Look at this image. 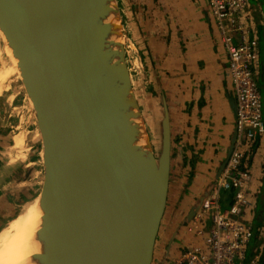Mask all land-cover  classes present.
<instances>
[{
    "label": "water",
    "instance_id": "1",
    "mask_svg": "<svg viewBox=\"0 0 264 264\" xmlns=\"http://www.w3.org/2000/svg\"><path fill=\"white\" fill-rule=\"evenodd\" d=\"M123 32L116 0H0V35L40 135L45 264H153L169 188V113L163 101L154 138Z\"/></svg>",
    "mask_w": 264,
    "mask_h": 264
},
{
    "label": "crops",
    "instance_id": "2",
    "mask_svg": "<svg viewBox=\"0 0 264 264\" xmlns=\"http://www.w3.org/2000/svg\"><path fill=\"white\" fill-rule=\"evenodd\" d=\"M116 4L130 52L137 60L133 63L136 70L131 71L134 76L140 73L143 80L141 85L132 78L133 88L142 120L153 137L160 131L163 101L169 113V188L153 264L163 259L170 264L192 241L185 221L218 176L234 140L235 100L227 78L226 54L209 20L206 0H116ZM262 24L256 26L258 37ZM259 50L260 78L264 56L260 38ZM10 62L13 66L14 61ZM261 82L264 91V74ZM34 124L33 136L40 141ZM24 138L0 123V229L22 203L40 192L42 172L34 170L31 161L37 158L28 157L32 149L23 148ZM252 149H256L252 157L254 183L262 185L264 135ZM261 223L263 231L264 217ZM252 245L247 253L254 257Z\"/></svg>",
    "mask_w": 264,
    "mask_h": 264
},
{
    "label": "built area",
    "instance_id": "3",
    "mask_svg": "<svg viewBox=\"0 0 264 264\" xmlns=\"http://www.w3.org/2000/svg\"><path fill=\"white\" fill-rule=\"evenodd\" d=\"M212 27L226 54L227 78L235 100V133L223 170L200 209L185 226L192 241L170 264H258L248 259L260 186L255 185L252 149L264 135L259 89L261 0H206ZM263 184V183H262ZM252 219H249V218Z\"/></svg>",
    "mask_w": 264,
    "mask_h": 264
},
{
    "label": "rangeland",
    "instance_id": "4",
    "mask_svg": "<svg viewBox=\"0 0 264 264\" xmlns=\"http://www.w3.org/2000/svg\"><path fill=\"white\" fill-rule=\"evenodd\" d=\"M123 34L127 37L125 31L123 32ZM0 39H2L1 35ZM2 41L0 40V123L12 128L14 133L17 134L20 132L23 137L25 136V138L23 139V148L32 149L28 157L33 156L37 158V160L31 162L35 163L34 170L42 172L43 167L40 156V141H38V139L33 136L35 133V124L32 117L33 115L31 113L29 105L27 104V100L25 99L23 86L19 78L17 77L18 73L14 70H11L13 69V66H11L10 61L13 58L11 57L10 52H8L7 48L3 47ZM125 51L130 70H133L134 72L136 69L133 63H135L136 65L137 60L135 59V55H133V52H130V43L128 42V40L125 43ZM133 72L131 71L132 76H134ZM132 78L135 82L138 81L140 82L139 84L143 85V80H141L142 78L140 73H136ZM143 89L146 90L145 88ZM148 107L150 108L152 107V105L149 104ZM13 126H16L17 129L14 130ZM41 185L42 181L40 180V187L38 191H40ZM37 192L35 194H37ZM261 199L263 201L264 210V182L260 187V194L258 195L257 202H259ZM18 209L19 207L16 209L14 217L17 214ZM5 225H3V227ZM258 239L259 246H261L262 244L264 245V230L262 231L261 229V233H259ZM249 245H252V242H250Z\"/></svg>",
    "mask_w": 264,
    "mask_h": 264
},
{
    "label": "bare ground",
    "instance_id": "5",
    "mask_svg": "<svg viewBox=\"0 0 264 264\" xmlns=\"http://www.w3.org/2000/svg\"><path fill=\"white\" fill-rule=\"evenodd\" d=\"M45 213L43 194L21 204L16 216L0 229V264L5 261L8 264H45L40 255L45 239Z\"/></svg>",
    "mask_w": 264,
    "mask_h": 264
},
{
    "label": "trees",
    "instance_id": "6",
    "mask_svg": "<svg viewBox=\"0 0 264 264\" xmlns=\"http://www.w3.org/2000/svg\"><path fill=\"white\" fill-rule=\"evenodd\" d=\"M261 7H262V13L261 15H259L258 19H259V22H264V0H261ZM262 19V21H261ZM263 25V24H262ZM261 25V26H262ZM260 33H261V36H259L260 40L263 41L264 40V25L263 27H261L259 29ZM262 63H261V75H260V78H259V89L261 91V94H262V99H263V103H264V91L262 89V82H261V76L262 74H264V56H262ZM261 83V85H260ZM263 119H264V104H263ZM264 182V181H263ZM263 217H264V210H263V201L262 199L258 202V205H257V208H256V212H255V216H254V219H253V232H254V238H253V252H252V255H256V254H259L260 255V260H259V264H264V245L262 246V248L259 247V239H258V235L259 233H261V226H262V220H263ZM251 257V254L248 253V259H250Z\"/></svg>",
    "mask_w": 264,
    "mask_h": 264
},
{
    "label": "flooded vegetation",
    "instance_id": "7",
    "mask_svg": "<svg viewBox=\"0 0 264 264\" xmlns=\"http://www.w3.org/2000/svg\"><path fill=\"white\" fill-rule=\"evenodd\" d=\"M12 61H14V60L12 59ZM11 70L17 71L15 61H14V64H13V69H11Z\"/></svg>",
    "mask_w": 264,
    "mask_h": 264
},
{
    "label": "clouds",
    "instance_id": "8",
    "mask_svg": "<svg viewBox=\"0 0 264 264\" xmlns=\"http://www.w3.org/2000/svg\"><path fill=\"white\" fill-rule=\"evenodd\" d=\"M3 264H8V262L5 261V262H3Z\"/></svg>",
    "mask_w": 264,
    "mask_h": 264
}]
</instances>
